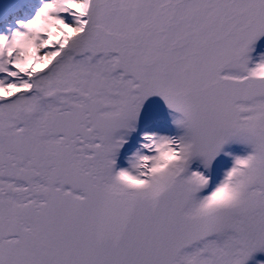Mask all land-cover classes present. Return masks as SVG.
Masks as SVG:
<instances>
[{
    "label": "snow or ice",
    "instance_id": "obj_1",
    "mask_svg": "<svg viewBox=\"0 0 264 264\" xmlns=\"http://www.w3.org/2000/svg\"><path fill=\"white\" fill-rule=\"evenodd\" d=\"M264 0H0V264H264Z\"/></svg>",
    "mask_w": 264,
    "mask_h": 264
},
{
    "label": "rangeland",
    "instance_id": "obj_2",
    "mask_svg": "<svg viewBox=\"0 0 264 264\" xmlns=\"http://www.w3.org/2000/svg\"><path fill=\"white\" fill-rule=\"evenodd\" d=\"M260 52H264V42H262V44L260 45V47H259V49H258V53H257V55H258Z\"/></svg>",
    "mask_w": 264,
    "mask_h": 264
},
{
    "label": "bare ground",
    "instance_id": "obj_3",
    "mask_svg": "<svg viewBox=\"0 0 264 264\" xmlns=\"http://www.w3.org/2000/svg\"><path fill=\"white\" fill-rule=\"evenodd\" d=\"M259 258H262V259H264V257H259ZM251 264H255V261L251 262Z\"/></svg>",
    "mask_w": 264,
    "mask_h": 264
}]
</instances>
